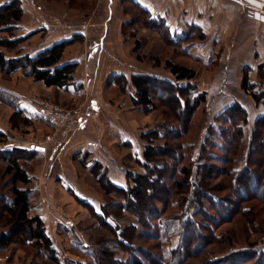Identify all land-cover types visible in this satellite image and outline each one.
<instances>
[{
	"label": "rangeland",
	"instance_id": "obj_1",
	"mask_svg": "<svg viewBox=\"0 0 264 264\" xmlns=\"http://www.w3.org/2000/svg\"><path fill=\"white\" fill-rule=\"evenodd\" d=\"M3 1L5 0H0V3ZM41 2L44 8L43 14L47 17L57 19L53 16L55 14L54 10L74 8L78 10V13L76 12L73 16H70L67 19L68 22L80 24L90 21L93 25L101 23L104 16H102L103 7L105 8L107 3L106 0H41ZM117 6L119 10L123 7L124 17L129 22L127 23L129 26L124 29L123 35L126 43L134 42L133 44H135L131 57L136 61L138 74L148 73L156 79L158 78L152 84L155 107L146 109L135 105L141 112L145 113L144 118L147 120L146 124H142L138 128V137L145 143V146L152 145L155 149H161L165 154L164 157H159L160 159H156L157 162L151 163L148 167L143 166L141 162L138 164L131 157L124 158L123 164L132 168L133 172L131 173L147 174L154 177V181H143V184L148 190L155 191L159 197L158 205L161 208L162 215L169 216L166 223L169 225L170 235L165 239L161 230L150 228L149 225L139 222L136 214L129 211H116V205L123 200L124 195L117 193L114 189L116 184L111 185L108 182L107 171L102 172L100 168L94 170H90L91 168L84 169V164H81L80 172L85 177L80 176V179L82 183L84 182L83 190L85 193L79 194L81 197L75 193L77 198L73 195V198L77 200V207L71 208L66 202L58 203L56 206L58 214L63 213L75 222L74 227L64 225L63 228L61 226L57 228L55 241L61 259L65 264L94 263L93 256L89 255L88 251L82 247L81 242H84L91 244L90 250L95 247L96 252L98 251L99 254L107 255L111 253L112 256L116 255L123 260L129 261L133 252L135 253L133 259L136 264H142L143 261L144 264H160V262L180 264L184 259L183 255L172 252L173 249L178 248L180 238L171 234L176 232V225L180 223L177 217L181 214L185 216V219L189 218L200 223V232L206 236L207 241L201 253L185 258L182 264H212V261L216 258H223L233 254V252L245 250L247 252L256 251L259 255L264 256V202L251 199L244 204V207L248 209L247 215L238 213L234 217V215L229 214L228 210L222 211L221 214L217 213L207 203H204L202 207H199L200 205L190 206L186 211H183L182 208L175 205V201L171 203V197L168 196V190L172 187V179H168V174L176 173L182 166L189 164V159L177 163L169 154L175 155L176 153L181 156L190 150L193 157L198 156L202 142L209 135L208 127L212 124L215 125L214 122L217 121L218 116H222V113L229 107H223L221 112L216 111L224 99L220 92L227 91L228 95H233V103L238 101L235 97H239L246 103H253V106L247 109L248 122L244 124V135L241 138V144L234 153L235 167L240 169L246 164L250 147L249 138L255 128L254 122L258 116L264 114V105L257 103L251 94L252 91L258 93L264 91V78L259 73V68L255 75L249 65L241 67L233 63H227L225 44L222 43L219 47L212 46V37L208 30L210 17L207 10L206 15L202 13L200 16L201 24L204 26L199 27L194 23L193 16L196 12L194 0H168L166 15L153 13L152 17L154 19L151 25L148 17L146 18L145 14L131 1L118 0ZM202 6L207 8L209 6L208 2L203 1ZM82 8L84 9L82 10ZM94 8L99 9L100 14L96 12L95 15L91 16V11ZM246 12L245 10V16ZM220 15L221 13L217 17L218 24L222 20ZM202 32L204 37H200ZM19 34H21L20 29H16L13 33L6 29L0 30V38L5 40L0 49L8 56H22L23 48L29 47L34 42V39H30L31 36L23 38ZM185 36L186 39L180 40ZM178 40L179 42H177ZM168 62L188 66L195 70L196 77L191 82L196 83L199 90L193 95L188 93L191 94V97L196 96L200 91L206 92V89L209 91L206 92V102L196 108L190 120H187V114L184 111H180L176 96V94H180L185 97L189 89V86H187L189 83L178 81L168 67ZM226 65H229V67ZM245 73L248 74L249 80L255 83L250 92L242 87ZM224 76H227L228 79L224 83L226 87L223 86V88L219 84L223 78H226ZM240 76H242L241 82ZM159 78L164 79L166 83H161ZM120 84L125 89L126 80L123 79ZM173 86H175L174 89ZM170 88L171 91L168 90ZM220 88L224 90L220 91ZM262 97L264 98V94ZM40 98L77 111H83L86 104V101L61 103L53 99ZM12 119L16 125L24 122L26 128L30 130L35 127H32L34 125L32 122L25 121L21 116H15ZM242 119H240V123L243 124ZM222 121H218V123L225 125ZM227 126L230 130L231 125L227 124ZM39 129L41 130V128ZM46 129V134L33 133L34 135L30 139H43L47 135L45 139H49L50 135L57 134L56 136H58L75 130H68L65 126L55 125ZM214 139L217 140L219 137L215 135L210 138V140ZM218 152L223 154L222 151ZM39 159L41 158H32L29 162L24 161L25 166L31 169L40 162ZM167 162H169L170 168L166 167L165 169ZM217 164L222 167L225 166L221 162ZM161 166H164L163 170ZM5 169V163L0 164V193L10 195V190L5 186L8 180V177L4 174ZM129 178L128 175L127 182L120 187H125L128 184L132 186L133 183ZM163 179H165V183H163ZM34 184L35 182H33V186ZM229 184L230 179L226 175L216 176L211 182V187L217 188L216 190L213 189L212 192L217 196L230 200L233 196ZM252 184L251 181L245 192H251ZM39 195H41L39 191L34 193L33 206L37 204ZM163 200L166 201L165 204L160 203ZM151 206L150 202L146 205V208L149 209ZM202 211H204V215ZM205 216H207V220L204 219ZM223 216L228 217V220L224 219ZM191 237L194 238V235ZM210 240L214 241L210 242ZM108 241H116L117 243L109 247L107 245ZM197 245L195 243L192 249L196 248ZM0 255L5 257L4 260L0 259V264L2 261L3 264H33L35 261L42 264L45 260L38 249L29 245L23 247L19 244H12L7 252ZM231 262L237 264L240 263V259H232Z\"/></svg>",
	"mask_w": 264,
	"mask_h": 264
},
{
	"label": "crops",
	"instance_id": "obj_2",
	"mask_svg": "<svg viewBox=\"0 0 264 264\" xmlns=\"http://www.w3.org/2000/svg\"><path fill=\"white\" fill-rule=\"evenodd\" d=\"M106 1L101 23L93 25L90 21L80 24L68 22L70 16L78 13L77 9L54 10L53 16L57 19H53L43 14L41 0H21L23 17L18 27L21 32L19 35L34 39L32 45L23 48V54L34 55L55 43L77 38L66 46L57 64L63 66L76 63L74 80L68 88L47 86L44 81L25 75L21 69L10 77H4L0 72V149L32 148L35 152L33 158H41L38 164L28 169L34 178L35 193L39 191L41 194L31 214L38 213L42 217L56 248L57 228H63L64 225L75 226L72 218L63 213L58 214L56 206L66 202L71 208H76L77 200L73 195L76 197L75 193H85L84 182L80 179V176L85 177L80 172L81 164H84V169L100 168L102 172L107 171L109 180L122 186L127 182L128 173L133 172L131 167L123 164L124 158L131 157L138 164L143 160L145 143L139 139L137 130L147 120L144 118L145 113L133 101L136 90L132 77L138 74L136 61L131 57L135 44L125 42L123 32L129 22L124 17L123 7L119 10L118 0ZM133 1L139 2L152 14H165L168 10V0ZM203 1L205 0H194L197 12L193 16L194 23L199 27L204 26L200 16L202 13L206 15L207 10L212 46L219 47L224 43L227 63L241 67L249 65L256 75L259 65L264 62V23L245 16V7L237 0H206L209 5L207 8L202 6ZM96 12L100 14V10L94 8L90 15H95ZM219 13L222 20L218 24ZM224 77L226 78L220 81L219 86L226 87L224 83L228 77ZM123 79L126 80L125 89L120 84ZM241 80L242 76L240 82ZM206 92H209L208 89ZM220 93L224 99L216 111L221 112L223 107L233 104L234 96L228 95L227 91ZM36 97L61 103L86 101L75 130L58 136L50 135L49 139H45L48 135L43 139H30L33 133L46 134V128L54 126L50 119L38 111L33 102ZM235 98L247 109L253 106V103ZM16 112L21 117L27 116L32 120V127L35 126L33 130L26 128L24 122L14 124L12 118ZM89 141H96L100 145L90 146ZM21 160L25 165V157ZM4 163L7 166V162L0 157V164ZM3 231L4 229H0V234ZM8 249L0 248V254ZM4 258L0 255V259ZM3 263L2 261L1 264Z\"/></svg>",
	"mask_w": 264,
	"mask_h": 264
},
{
	"label": "trees",
	"instance_id": "obj_3",
	"mask_svg": "<svg viewBox=\"0 0 264 264\" xmlns=\"http://www.w3.org/2000/svg\"><path fill=\"white\" fill-rule=\"evenodd\" d=\"M130 1L145 14L146 18L148 17L151 25L154 19L152 13L141 6L139 2ZM22 17L23 6L21 0H8L0 3V30L6 29L13 33L18 29ZM200 37H204L203 32ZM184 39H186V36L180 38L182 41ZM75 40H77L76 37L71 40H63L34 55L8 56L0 49V72L4 77H10L12 73L21 69L25 75L33 76L36 80H42L47 86H58L66 89L74 80L76 63H68L63 66H57V64L61 60L66 46ZM3 42L5 40L0 38V47ZM168 67L178 81H187L189 83L187 85L189 89L185 97L180 94H176V96L180 111H184L187 114V120H190L196 108L206 102V92L200 91L194 97L188 94L192 93L193 95L199 90L198 85L191 82L196 77L194 69L180 64H173L172 62H168ZM259 73L264 78V63L259 65ZM157 79L150 74L140 73L133 75L132 83L136 90L133 101L136 106H142L146 109L155 107L152 84ZM159 81L163 84L166 83L164 79L159 78ZM254 85L255 83L251 82L248 74L245 73L242 82L243 89L250 92ZM168 90L171 91V88ZM251 94L257 103L264 105V98L262 97L264 91L260 93L252 91ZM222 114L214 122L216 123L215 125L212 124L208 127L209 135L202 142L198 156L193 157L190 150L181 156L176 153L175 155L169 154L177 163L189 159L188 165L182 166L176 173L168 174V179H172V187L168 190V196L171 197L170 201L171 203L175 201V205L182 208L183 211H186L190 206L200 205L199 207H202L204 203H207L217 213L221 214L222 211L228 210L229 214L235 217L238 213L247 215L248 209L244 207L247 201L257 199L264 202V114L258 116L254 122L255 128L250 137L246 164L240 169L234 166V153L241 144L240 141L244 135V124L248 122V110L244 105L236 101ZM15 116L20 115L16 112L13 118ZM22 118L25 121L32 122L27 116ZM240 119H242L243 124L240 123ZM218 121L224 122L225 125L219 124ZM227 124L231 125L230 130ZM215 135L219 139L210 140ZM33 151L32 148L0 149V157L7 162L4 174L8 177V180L5 186L8 187L11 193L10 195L0 193V229H4L0 234V248L6 249L12 244H19L23 247L29 245L38 249L40 254H42L45 259L42 264H65L47 232L42 217L38 213L31 215L33 195L35 193L33 188L34 178L30 175L28 168L23 165L21 159L25 157V162H29L35 155ZM218 151H222L223 154ZM164 155L161 149L146 145L143 150V160L140 162L143 166L148 167L151 163L157 162L159 157H164ZM218 162L225 164V166H219ZM96 166L100 167V164L96 163ZM169 166L170 164L167 162L165 169L166 167L170 168ZM161 169L163 170L164 166H161ZM128 175L130 176L129 180L133 183L132 186L128 184L125 186L126 188L117 185L114 187L117 193L124 195L123 200L117 203L116 211H129L136 214L139 222L149 225L150 228L161 230L163 238L167 239L170 235L169 225L166 223L169 216L162 215L161 208L158 205L159 197L155 191L148 190L143 184V181H154V177L131 172ZM224 175L230 179L229 187L233 196L230 200L217 196L212 192L217 187H211V182L216 176ZM107 180L111 185H114L108 176ZM162 181L165 183V179ZM251 181L253 183L252 190L247 193L245 190ZM174 198L176 199L174 200ZM150 202L152 206L147 209L146 205L150 204ZM162 202L166 203L164 200L160 203ZM202 214L204 215V211H202ZM177 218L180 223L176 225V232L171 235L179 236L180 243L178 248L173 249L172 252L183 255L184 259L180 262L182 264L185 258L195 256L199 252L201 253L207 241L205 239L206 236L200 232L199 222L197 223L196 220L189 218L185 219L182 214ZM223 218L228 220L226 216H223ZM204 219L207 220V216ZM192 235H194V238L191 237ZM213 241L210 240V242ZM81 243L82 247L88 251L87 253L93 256L94 263L92 264H136V262L134 263L133 257H135V253L133 252L131 254L132 258L128 261L116 255L112 256L111 253H108L109 255L99 254L98 251L96 252L95 247L90 250L91 244ZM116 243V241H108L107 245L112 247V244ZM195 243L198 245L192 249ZM232 259H240V263L237 264H264V256L259 255L256 251L247 252L246 250L233 252V254L223 258H216L212 261V264H232ZM33 264H38V262L35 261ZM142 264H144V261ZM160 264L164 263L160 262Z\"/></svg>",
	"mask_w": 264,
	"mask_h": 264
},
{
	"label": "built area",
	"instance_id": "obj_4",
	"mask_svg": "<svg viewBox=\"0 0 264 264\" xmlns=\"http://www.w3.org/2000/svg\"><path fill=\"white\" fill-rule=\"evenodd\" d=\"M237 1L245 7L247 17L264 23V0ZM33 102L38 111L50 119L55 126H65L68 130H74L82 117V111L69 109L40 97L33 98ZM88 145L98 147L100 144L96 141H89Z\"/></svg>",
	"mask_w": 264,
	"mask_h": 264
}]
</instances>
